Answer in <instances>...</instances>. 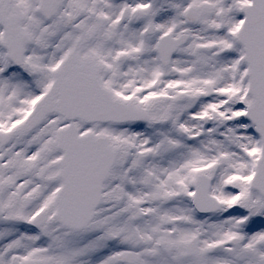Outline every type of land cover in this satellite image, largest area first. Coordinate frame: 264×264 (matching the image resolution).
I'll list each match as a JSON object with an SVG mask.
<instances>
[{
	"label": "snow or ice",
	"instance_id": "6c2138e0",
	"mask_svg": "<svg viewBox=\"0 0 264 264\" xmlns=\"http://www.w3.org/2000/svg\"><path fill=\"white\" fill-rule=\"evenodd\" d=\"M0 264H264V0H0Z\"/></svg>",
	"mask_w": 264,
	"mask_h": 264
}]
</instances>
